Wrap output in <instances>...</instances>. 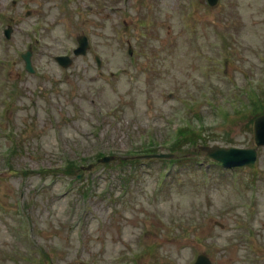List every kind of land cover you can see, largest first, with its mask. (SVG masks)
I'll list each match as a JSON object with an SVG mask.
<instances>
[{"label": "rangeland", "instance_id": "obj_1", "mask_svg": "<svg viewBox=\"0 0 264 264\" xmlns=\"http://www.w3.org/2000/svg\"><path fill=\"white\" fill-rule=\"evenodd\" d=\"M0 12V264H264V147L253 166L222 169L190 133L254 147L264 0H0ZM82 34L89 53L63 70L55 56ZM187 123L170 174L161 159L121 164L152 136L173 152ZM99 151L119 159L85 173L89 196L42 178Z\"/></svg>", "mask_w": 264, "mask_h": 264}, {"label": "water", "instance_id": "obj_2", "mask_svg": "<svg viewBox=\"0 0 264 264\" xmlns=\"http://www.w3.org/2000/svg\"><path fill=\"white\" fill-rule=\"evenodd\" d=\"M218 0H209L211 5H215ZM10 35V31L8 36ZM80 40V47L75 51L76 54L86 53V49L88 48V42L85 37H82ZM24 59L26 62V69L30 72H34L32 64H31V52L29 51L24 55ZM61 64L64 66H68L71 60L67 57L58 58ZM255 140L258 146L264 145V116L259 117L254 126ZM204 150L208 151V155L212 158L220 160L223 162L225 166L228 167H236L243 166L247 164H253L257 158V151L255 149H239V148H224V147H204ZM160 157H164V155H160ZM106 161H109L110 158H106ZM196 264H211V262L205 257L200 256Z\"/></svg>", "mask_w": 264, "mask_h": 264}, {"label": "trees", "instance_id": "obj_3", "mask_svg": "<svg viewBox=\"0 0 264 264\" xmlns=\"http://www.w3.org/2000/svg\"><path fill=\"white\" fill-rule=\"evenodd\" d=\"M196 139L197 138H194L192 140V142H196ZM75 169H76V165H71V166L67 167V170L65 171V173L72 174Z\"/></svg>", "mask_w": 264, "mask_h": 264}]
</instances>
